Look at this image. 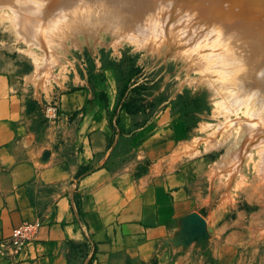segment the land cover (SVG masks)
I'll list each match as a JSON object with an SVG mask.
<instances>
[{"label": "rangeland", "instance_id": "1", "mask_svg": "<svg viewBox=\"0 0 264 264\" xmlns=\"http://www.w3.org/2000/svg\"><path fill=\"white\" fill-rule=\"evenodd\" d=\"M108 1L0 0V61L44 108L85 89L88 105L121 113L123 138L109 148L113 164L137 159L132 177L171 158L190 168L194 205L176 229L122 242L114 264H264V106L256 117L231 100L236 87L209 56L219 31H192L229 27L238 53L264 41V0H146L135 17L108 14ZM187 14L197 21L185 24ZM239 68L243 81L254 77L255 63Z\"/></svg>", "mask_w": 264, "mask_h": 264}, {"label": "crops", "instance_id": "2", "mask_svg": "<svg viewBox=\"0 0 264 264\" xmlns=\"http://www.w3.org/2000/svg\"><path fill=\"white\" fill-rule=\"evenodd\" d=\"M89 98L85 89L61 95L47 122L42 99L0 61V241L23 222L39 225L19 249H0V264H114L122 242L174 231L194 205L185 163L171 158L139 180L137 159L113 164L122 114Z\"/></svg>", "mask_w": 264, "mask_h": 264}, {"label": "bare ground", "instance_id": "3", "mask_svg": "<svg viewBox=\"0 0 264 264\" xmlns=\"http://www.w3.org/2000/svg\"><path fill=\"white\" fill-rule=\"evenodd\" d=\"M145 1L146 0H109L108 1V6H109L108 11L109 12L108 11L107 12H108V14H114V15L115 14L116 15L117 14H125V15H131V16L135 17V16L140 14V11H141L140 7L143 6ZM166 3H167L166 0H161L160 4H166ZM131 8H133V9H131ZM106 10L107 9H104V11L103 10H99V11L105 12ZM201 12L204 15H206V11H201ZM186 17H187V19H186ZM186 17L183 18V19H185L184 22L187 21L188 18L191 19V21H192V18L195 19L194 16L188 17V14L186 15ZM97 18H98V16H97ZM97 18H95V19H97ZM109 18H111V17L109 16ZM124 20H126V19H124ZM195 20H193V21H195ZM180 21H182V20H180ZM123 24H121V25H123ZM185 24H186V22H185ZM191 25H192V22H191L190 26ZM106 26H109V24ZM187 26H189V25L187 24ZM97 27H98V25H97ZM190 28L191 27H189V29ZM190 30H192V28ZM194 30H197V31H199L201 33H205V34H211V32H213V31L215 32L216 30L219 31V33H220L219 38L218 39L217 38H214V39L209 38L208 42L210 43V45H209V54L210 55L209 56L212 58L214 65L216 66V69L221 70V72L223 73L222 77H220V80L227 82L228 84L232 85V87L233 86L236 87L234 89L235 95L232 96L231 100H234L236 103L241 104V105H248L250 107V110H251L250 113H252L253 116H256V117L259 116V112L264 106V41L263 40L254 41V42L250 41L249 43L246 44L245 47L242 48V50L240 52L233 53L229 50V45L227 44V42L225 40L227 37V33H232V31L229 29V27L228 28L227 27H225V28L220 27L217 29H213L211 27L205 28L203 25H200L197 27L193 26L192 31H194ZM215 45H216V49L214 47ZM246 48H247V50H246ZM242 59L244 61H251L252 63H255V65H256V69L254 71V77H252L251 80L243 81L242 80L243 77H241V78L239 77V75L242 73V71L239 68L240 64L242 62ZM246 85L251 86V88L244 87ZM243 137H244V134L239 135L236 144H234V146L230 149L229 153L230 152L234 153L236 150H238V147L240 144V139ZM236 155H235V157L237 158L238 156H236ZM232 160H234V159L232 158ZM232 160H231V162H232ZM236 160H235V162H236ZM237 162H239V161H237Z\"/></svg>", "mask_w": 264, "mask_h": 264}, {"label": "built area", "instance_id": "4", "mask_svg": "<svg viewBox=\"0 0 264 264\" xmlns=\"http://www.w3.org/2000/svg\"><path fill=\"white\" fill-rule=\"evenodd\" d=\"M44 119L47 122H54L58 117V107L55 104H48L43 110ZM38 223L23 222L12 229L10 236L0 241V249L17 250L29 242L38 230Z\"/></svg>", "mask_w": 264, "mask_h": 264}]
</instances>
